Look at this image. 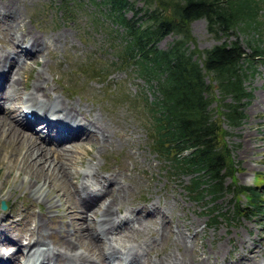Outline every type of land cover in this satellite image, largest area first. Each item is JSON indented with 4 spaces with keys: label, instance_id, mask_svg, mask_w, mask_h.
Listing matches in <instances>:
<instances>
[{
    "label": "rangeland",
    "instance_id": "rangeland-1",
    "mask_svg": "<svg viewBox=\"0 0 264 264\" xmlns=\"http://www.w3.org/2000/svg\"><path fill=\"white\" fill-rule=\"evenodd\" d=\"M4 1L9 2L11 0H0V6L5 3ZM128 1L134 6V9L125 12V17L135 19L133 17L134 11L138 10L139 12V10L144 9V1ZM24 3L25 6L21 7L22 10L20 11L25 14L26 27L35 33L37 32V34L44 35V37L57 36L61 45L56 51V43L53 44L55 56L50 54L54 58L47 53L44 58L41 57L37 60L23 58L25 60L23 66L26 69L22 71L19 77L20 84H22L19 94L22 93L20 95L26 97L28 93L32 92V85L39 73L42 78L49 82V87L56 91L57 94H54L53 97L59 95L65 100L79 102L82 106H86L85 108H92L93 112L102 116L112 128L116 124H123L129 132L135 133L132 142L129 143L130 146L118 144L120 140L114 137L111 140L112 146L105 148L101 156L97 155L95 149L97 146L93 145L83 147L84 154L77 157H81V159L73 160L72 157H68L65 162V171L67 170L71 176H73V172L77 173V175L75 174L76 184L79 185L82 181L83 176L82 172L79 174L80 171L89 166L103 175H106L109 169L113 168L117 175L120 172L124 173L119 179L121 181L120 186L123 187L120 189L123 202L122 211H126L129 206L137 207L145 204L149 200L159 201L161 205L165 204V206L169 202V209L172 211L179 228L183 225L182 221H185L181 214H184L188 221H194L193 226L198 232L197 248L203 246L209 252L211 247L215 250L218 244H222L229 250L231 258L235 260L233 253L240 251L239 246L241 245L238 242L242 241V245H244L241 251H246L249 246H256V250L262 251L264 255V217L236 218L232 216L234 205H245L241 195L237 196L227 190L216 203L211 202L209 198L197 202L188 195L186 189L191 183V176L175 175L171 167L164 164L159 156L152 152L148 139L149 133L153 130L152 119L144 101L145 98L147 103L153 101L152 93L148 90L145 82L138 78L134 69L124 71L122 68L119 70L116 65L118 62L117 51L122 45V37L125 31L118 24L109 20L108 12L102 8L100 0H24ZM139 16L141 13L137 17ZM145 22L143 20L140 23L144 24ZM189 33L191 37L190 50L201 53L225 41L237 39L242 47L248 51L246 48L248 36L236 34L229 39L220 37L216 40L214 36L208 33L204 20L194 21L189 27ZM177 39L178 36L176 35L167 36L157 44V47L161 50H167L169 45ZM24 48L26 46L20 48L22 53L19 54L21 56L25 54ZM6 52L4 51L5 54ZM94 73L97 74L95 75L97 78L93 79L91 76ZM206 80L210 82L209 77ZM244 85L251 92V99L244 108L245 118L239 127L229 126L225 118L221 116L220 96L216 90L214 91L215 101L210 107L213 115L217 120L219 119L222 131L226 132L222 140L226 143L231 155L230 160L234 175L225 180V188H228L229 185L250 186L256 173L264 181V104H261V107H255L259 95L264 96L263 62L257 63L255 74L249 76ZM225 102H230V100H225ZM14 103L15 100L10 99L9 103L3 104L4 109L7 110V107ZM22 106L21 104V108ZM21 108L18 114L13 113V117L23 115ZM20 119L28 124L26 119ZM1 142L0 140V204L1 202L6 204L5 210H1L0 206V234H2V239H5V236L7 238L17 236L19 230L25 227L26 219L21 222L15 219L11 220V215L22 212L23 217L28 218L29 215L25 211L31 203L35 205L34 212L37 215H40V211L48 207V203L43 204L42 202L43 210H41L40 205L34 203L37 199L36 194H40V191L34 194L28 190V184L34 183L35 180L37 185L46 181V186H49L43 189L49 192L46 199L48 197L53 198L54 202H56L55 199H58L54 210L46 209L51 211L49 217L56 216L62 220L56 223L57 228L59 227L61 231H69L71 226L63 216L66 215V211L63 212V207L65 203L73 201V195L69 189L70 181L60 180L57 174H54L55 171L53 172L54 175L41 173L30 175L27 174V171H19L16 165L21 163V159L18 157L15 162L7 160L4 154L6 148L3 145L1 149ZM71 144L69 142L66 145L71 146ZM43 145L45 144L43 143ZM73 181L71 180V182ZM127 189H131V191L126 193ZM262 193L264 197V188ZM58 204H61V207ZM176 205H178L177 209L174 208ZM213 208L217 210L218 219H216V223L212 224L210 212ZM89 214L94 220L100 217L101 212L95 214L90 212ZM229 237L231 240L228 244ZM24 242H26L25 245L28 244V241L24 240ZM12 246L17 248L16 245ZM37 247L44 251L48 249V246L42 244ZM24 253L27 252L24 251ZM21 260L24 262L26 258L24 259L22 256ZM113 263H116V260ZM5 264H9V262ZM57 264L68 263L61 261Z\"/></svg>",
    "mask_w": 264,
    "mask_h": 264
},
{
    "label": "bare ground",
    "instance_id": "bare-ground-1",
    "mask_svg": "<svg viewBox=\"0 0 264 264\" xmlns=\"http://www.w3.org/2000/svg\"><path fill=\"white\" fill-rule=\"evenodd\" d=\"M23 6L24 0H11L0 6V74L5 72L3 78L9 77L8 83L6 80L0 83L1 149L4 145L7 160L15 162L16 158L21 159V163L16 165L21 172L27 171L30 175H51L55 171L54 174H57L60 180L70 181L69 189L73 201L64 204L63 212L66 211V215L63 216L68 220L71 229L61 231L57 228L56 223L62 220L56 216L49 217L51 211L46 209L54 210L58 199H55L56 202L53 198L46 199L49 192L43 189L49 186H46V181L37 185L35 180L34 183L28 184V190L34 194L40 191V194H36L34 203L40 205L41 210L42 202L48 203V207L37 215L34 212L35 205L31 203L25 211L29 215L28 218L23 217L22 212L11 215V220L21 222L26 219L25 227L12 238L5 236L6 238L2 239L0 234V264H57L61 261L68 264H113L115 260L117 264H259V257L264 261L262 251H257L256 246H249L246 251H241L244 245L242 241L238 242L241 245L240 251L233 253L235 260L222 244H218L215 250L211 247L209 252L203 246L197 248L198 232L193 226L194 221H188L186 216L181 214L185 221H182L183 225L179 228L169 209V202L165 206L159 201L149 200L145 204L129 206L126 211H122L120 189L123 187L120 186L119 179L124 175L123 172L117 175L116 171L110 168L109 172L103 175L89 166L80 171L82 181L79 185L76 184L77 173L73 172L71 176L65 171L68 157L75 160L78 155L84 154L83 147L93 145L97 146L96 153L101 156L104 149L112 144L114 137L120 140L118 144L130 146L135 131L132 134L123 124H116L112 128L102 116L95 114L92 108H85L86 106L79 102L65 100L59 95L53 97L57 94L56 91L49 87V82L39 73L32 85V92L26 97H22V93L19 94L22 88L19 77L26 69L23 66V58L37 60L44 58L46 53L55 56L53 44L56 43V51L61 45L57 36L44 37L26 27L25 14L20 11ZM22 46L26 48L25 54L21 56ZM4 51H7L6 54ZM10 99H14L15 103L5 110L3 104L9 103ZM261 104H264V96L259 95L255 107ZM20 108L22 113H30L34 120L26 119V124L19 117H13V113L18 114ZM38 123L44 125L45 135L37 131ZM40 138L52 145H43ZM69 142L72 143L71 146L66 145ZM121 163L123 164V161ZM130 191L131 189H127L126 193ZM61 204L58 206L61 207ZM177 206L174 208L177 209ZM90 212H101V215L93 220ZM24 240L28 241V244L23 246ZM230 240L229 237L228 244ZM40 244L48 246V249L40 250L37 247ZM12 247L15 248L13 252L10 251ZM22 256L26 261L21 260Z\"/></svg>",
    "mask_w": 264,
    "mask_h": 264
},
{
    "label": "trees",
    "instance_id": "trees-1",
    "mask_svg": "<svg viewBox=\"0 0 264 264\" xmlns=\"http://www.w3.org/2000/svg\"><path fill=\"white\" fill-rule=\"evenodd\" d=\"M143 1L145 8L134 11L135 19L125 17V12L134 9L128 0L100 3L109 20L125 31L116 65L119 70L134 69L152 93L149 103L142 96L152 119L153 130L148 135L152 152L175 175L191 176L186 189L193 200L209 198L216 203L228 190L246 199L245 205H234L233 217H264V186L225 188V180L234 175L231 155L222 140L226 132L210 108L216 90L220 114L229 126L237 128L245 118L251 92L244 82L255 74L259 61L264 63V0ZM197 20L206 22L216 40L248 36V51L237 39L201 53L190 50L189 27ZM170 35L178 39L167 50L159 49L157 44ZM210 216L211 223H216L215 208Z\"/></svg>",
    "mask_w": 264,
    "mask_h": 264
},
{
    "label": "water",
    "instance_id": "water-1",
    "mask_svg": "<svg viewBox=\"0 0 264 264\" xmlns=\"http://www.w3.org/2000/svg\"><path fill=\"white\" fill-rule=\"evenodd\" d=\"M1 208H2V210H5V205H4V204H2V207H1Z\"/></svg>",
    "mask_w": 264,
    "mask_h": 264
}]
</instances>
